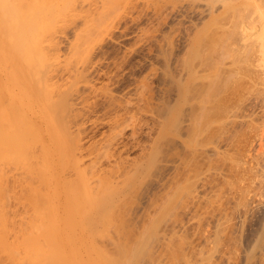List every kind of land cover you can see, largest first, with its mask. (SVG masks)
I'll return each mask as SVG.
<instances>
[{
  "label": "bare ground",
  "instance_id": "obj_1",
  "mask_svg": "<svg viewBox=\"0 0 264 264\" xmlns=\"http://www.w3.org/2000/svg\"><path fill=\"white\" fill-rule=\"evenodd\" d=\"M129 35L127 55L151 43L157 65L118 96L97 80ZM125 56L112 61L120 73ZM0 70L3 102L52 136L44 191L93 234L98 260L264 264V219L241 244L264 209V0H0ZM60 242L45 260L70 252Z\"/></svg>",
  "mask_w": 264,
  "mask_h": 264
},
{
  "label": "rangeland",
  "instance_id": "obj_2",
  "mask_svg": "<svg viewBox=\"0 0 264 264\" xmlns=\"http://www.w3.org/2000/svg\"><path fill=\"white\" fill-rule=\"evenodd\" d=\"M143 23L144 28L149 29L147 30L150 32L149 34H151V32L153 33V30L157 27V23L155 25V21H145ZM128 33L132 35V30H129ZM131 35H129V37ZM134 43H136L135 38L131 36L123 43V47H120L118 49L117 46L115 48H111L110 50L112 51L108 50L109 55L106 54L107 61H104L100 67H104L105 64V67L102 68L104 70L101 69L102 77L100 76L99 80H97V86L101 87L102 83V87H106L107 85V87L109 86L108 89L112 88L114 94L116 93L115 95L120 94L118 96H122L126 93V91L128 92L130 86L133 87L134 83L139 82L142 76L148 74L150 70L152 71V69L157 65V63H155L156 61L152 59L154 46H151V43H148L150 45L146 44L145 47H143L136 56L129 57V55L127 54L130 52V48L134 47ZM125 47L127 49H125ZM124 49L126 52H124ZM121 53L122 55H120ZM124 55H126L124 57L125 63L121 64V67L123 66V71L122 73H120L121 71H118V67L114 66L112 61L118 62ZM61 63L60 66H62L58 68L56 73V82H62L66 80L67 73L63 71V68H66V64L64 66V62ZM110 63L111 65H109ZM121 67H119V69ZM118 72L120 74H118ZM92 77L95 79L96 76H90L91 80ZM1 80L2 74L0 75V81ZM152 84L149 85L151 92L155 90V84ZM3 92L5 93L4 90ZM151 92H149V94ZM0 100L2 99L0 98ZM5 101L10 102L8 98H6ZM5 101L3 102L2 100L0 102V104L3 102V105L1 104L2 106H6V109L2 107L3 110H0V264H19L20 261L22 264H24V262L25 264H46L48 260L49 262L47 264H50V262H53L55 264H69L74 263L72 258L76 259V262H79V264L83 261L88 264H104L102 260H98V251L92 245L93 234L89 231L79 229L77 225H74V222L77 223L79 218L75 215L72 209H70V218L62 214L61 208L64 200L60 199L57 196L58 194L55 193L56 195H53L52 192L44 191L45 178L44 176H41V173H45L48 176L49 173L55 172V169H57V165L52 162L53 158H55V152L52 146V136L49 135L46 130H44L43 125H41L40 127L36 124H42L40 120L34 118L35 122L31 121L30 119L25 121L27 119L25 117L27 113L25 108L19 107V109L17 107H10V110L8 108L9 105ZM135 109L136 108H133L132 110ZM1 112L3 113L1 114ZM22 116L26 118L22 119L25 122L35 123V128H32L35 132V137H33L32 134L27 131L28 128L25 126L26 124L24 123L23 125L21 120ZM145 121H148V119H145ZM15 129H20V132L22 129L23 130L22 133L18 132L20 135H18L14 142V140L12 141L11 135L13 134ZM87 130L88 137L97 136L95 129L87 126ZM24 132H29L27 134L28 137L25 136L26 134L23 135ZM13 135L16 136V133ZM138 137L139 140L144 139V136L142 134ZM22 138H27L28 140H24ZM85 139L87 140V137H85ZM127 146L129 147H127L129 150V155L134 156L136 151L134 152L132 150V145ZM28 170L30 174L27 173ZM56 192L62 194V189L59 188V190L57 189ZM66 201H69L68 197H66ZM58 203L61 204L60 209L58 208ZM250 215L249 217H247L248 219H246L247 221L245 223L244 231L241 236V244L243 247L247 246L248 242H251V237L254 230L258 227V224H260V220L264 219L262 218L264 217V209L255 210L252 214L250 213ZM64 229L66 231L65 235L67 236L64 237L62 243L63 246L71 249L70 252L69 249H66L67 252L64 254V258L55 256L52 259L50 258L45 260V258L49 256L46 254L52 252L51 250L54 251V249H56V247L60 245L59 242L61 241V239L59 238V236L64 235L62 233ZM27 242H29V245H31V242L32 245H27ZM66 242H68L67 244L69 246L66 245ZM34 243L36 246L34 245ZM28 246L31 249H26V247ZM34 247H38L42 254H38L35 256L33 251L34 249L38 248ZM44 248L46 249V251ZM31 250L33 253L31 252ZM39 250H37L36 252H38ZM42 250L44 251V253L42 252ZM27 253L29 255H27ZM25 255L27 258L23 259ZM28 258L31 259L29 260ZM36 260L40 263L36 262ZM93 260L95 261L93 262Z\"/></svg>",
  "mask_w": 264,
  "mask_h": 264
}]
</instances>
